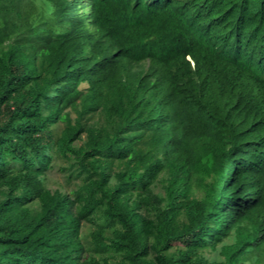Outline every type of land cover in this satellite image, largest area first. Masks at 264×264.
<instances>
[{
	"label": "trees",
	"instance_id": "1",
	"mask_svg": "<svg viewBox=\"0 0 264 264\" xmlns=\"http://www.w3.org/2000/svg\"><path fill=\"white\" fill-rule=\"evenodd\" d=\"M251 262L264 0H0V264Z\"/></svg>",
	"mask_w": 264,
	"mask_h": 264
},
{
	"label": "rangeland",
	"instance_id": "2",
	"mask_svg": "<svg viewBox=\"0 0 264 264\" xmlns=\"http://www.w3.org/2000/svg\"><path fill=\"white\" fill-rule=\"evenodd\" d=\"M63 164H64V162L62 160H60L59 162H57L55 168L52 171H50L48 181L46 182L50 188L56 189V188H59L61 185L65 184L66 174L63 173L62 171H60V165H63ZM156 191L162 192L160 187L157 188ZM89 230H90V228H88V227L84 228L85 233H88ZM233 241H234V237L229 239L227 241V243H232ZM206 255L210 259H214V258L218 257V252H208ZM249 264H252V262Z\"/></svg>",
	"mask_w": 264,
	"mask_h": 264
},
{
	"label": "clouds",
	"instance_id": "3",
	"mask_svg": "<svg viewBox=\"0 0 264 264\" xmlns=\"http://www.w3.org/2000/svg\"><path fill=\"white\" fill-rule=\"evenodd\" d=\"M86 18H89V17H86ZM89 21H87L85 24H86V28H88V30H90V32L91 33H95L94 32V30H95V26L93 25V23L92 22H89ZM116 50V49H115ZM188 60L191 62V64H192V66H194V62L192 61V59H191V57L190 56H188ZM149 63H150V61L149 60H145L144 62H143V67L145 68V69H147L148 68V66H149Z\"/></svg>",
	"mask_w": 264,
	"mask_h": 264
}]
</instances>
